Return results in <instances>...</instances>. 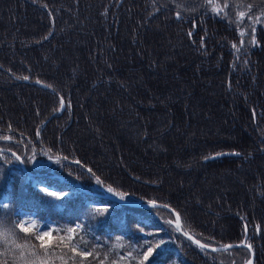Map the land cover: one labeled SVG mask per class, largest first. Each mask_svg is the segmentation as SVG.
Here are the masks:
<instances>
[{
    "label": "trees",
    "instance_id": "1",
    "mask_svg": "<svg viewBox=\"0 0 264 264\" xmlns=\"http://www.w3.org/2000/svg\"><path fill=\"white\" fill-rule=\"evenodd\" d=\"M0 149V264H264V0H0Z\"/></svg>",
    "mask_w": 264,
    "mask_h": 264
},
{
    "label": "water",
    "instance_id": "2",
    "mask_svg": "<svg viewBox=\"0 0 264 264\" xmlns=\"http://www.w3.org/2000/svg\"><path fill=\"white\" fill-rule=\"evenodd\" d=\"M0 153H8L9 154L8 151L2 150V149H0ZM230 156H233V154H227V153L218 154V155H214V156L208 158L206 161L216 160V159H220V158H224V157H230ZM17 162H18L21 170L25 171L21 161L19 159H17ZM69 184L72 187L82 191L85 194L96 196V197L108 200V201H110L112 203H115V204H118V205H121V206H126V207H129V208H154V209H162V210H164L166 212H169L174 218V222H171L172 228L179 235H181L183 238H185L188 242H190L191 244H193L194 246H196L197 248H199V249H201L203 251H206V252H209V253H218V252H221V251H229V250L238 249V248L248 249L247 246L238 245V244H236V245L233 244V245L216 246V247H210V246L204 245V247H201V245H203V244H201L200 242L197 243V241L194 238H192L191 236L185 235V234H183L181 232L179 221H177V215L174 214L170 209H168L167 207H165L163 205H160V204H157V203L140 204L139 202H136V201H133V200H124V199H121V198H117V197L111 196L109 194H90L86 190H84L80 185H78L76 183H69ZM177 224H179V227L177 226ZM252 260H253V255L250 254L249 259L244 264H252Z\"/></svg>",
    "mask_w": 264,
    "mask_h": 264
},
{
    "label": "snow or ice",
    "instance_id": "3",
    "mask_svg": "<svg viewBox=\"0 0 264 264\" xmlns=\"http://www.w3.org/2000/svg\"><path fill=\"white\" fill-rule=\"evenodd\" d=\"M240 15L243 16L244 13H240ZM233 47H235V45H233ZM25 79H27V77H25ZM62 104H63V102L61 101V105H62ZM13 155H15V154H13ZM17 159H19V157H17ZM109 191H111V189H109ZM51 195L55 196L56 194H55V193H51ZM121 199H123V196H121ZM177 221H179V216H177ZM177 226L179 227V224H177ZM32 227H34V226H33L31 223H27V226H26L25 223H20V224H19V228H20V230H21V231H24V232H28V231H30V230L32 229ZM69 231H75V229H70ZM50 235H51L50 232H48V231H44V232L42 233V235L37 236V239H39V240H41V241L43 242L44 238H45V237H50ZM197 243H199V242L197 241ZM201 247H204V245H201ZM75 250H76V249L73 248V251H75ZM214 250H215V249H214ZM83 255L87 256L88 253L85 251V252L83 253Z\"/></svg>",
    "mask_w": 264,
    "mask_h": 264
},
{
    "label": "rangeland",
    "instance_id": "4",
    "mask_svg": "<svg viewBox=\"0 0 264 264\" xmlns=\"http://www.w3.org/2000/svg\"><path fill=\"white\" fill-rule=\"evenodd\" d=\"M164 49H165V52L167 53V51H170L171 50V45L170 43H167L165 45H163ZM30 170L32 171H37L39 170L38 168V164L37 163H32L31 166H30ZM174 219V218H173ZM174 222V220L172 221ZM179 224H180V221H179Z\"/></svg>",
    "mask_w": 264,
    "mask_h": 264
}]
</instances>
